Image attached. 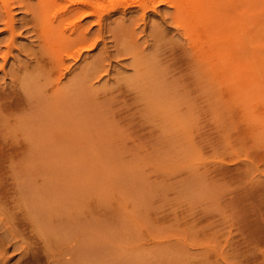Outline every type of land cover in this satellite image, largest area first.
Returning <instances> with one entry per match:
<instances>
[{
    "label": "rangeland",
    "instance_id": "374dc122",
    "mask_svg": "<svg viewBox=\"0 0 264 264\" xmlns=\"http://www.w3.org/2000/svg\"><path fill=\"white\" fill-rule=\"evenodd\" d=\"M12 1L0 264H264V0H109L81 51L42 32V0Z\"/></svg>",
    "mask_w": 264,
    "mask_h": 264
},
{
    "label": "bare ground",
    "instance_id": "6f19581e",
    "mask_svg": "<svg viewBox=\"0 0 264 264\" xmlns=\"http://www.w3.org/2000/svg\"><path fill=\"white\" fill-rule=\"evenodd\" d=\"M1 1V11H0V16H2L3 14H5L6 16V21L4 22L5 24V28L4 30L6 31H10L9 34H10V37H8V39H10V42L9 41H6L8 43V51L6 52V55L4 57V60H7V57L9 56L8 53H13V43L15 41V29H16V24H15V21H14V12L12 11V7L15 3L13 2L12 0H0ZM43 1V4H42V7H43V13L40 14V16L43 18L44 22H46L42 28V32H45L44 34H47V33H51L52 35H54V38L56 39L57 43H60L62 47H66L65 49L67 50H73L76 46L80 47V51L85 49V50H89L91 49L92 47H94L97 43L96 41L93 42L92 44L91 43H85V41H87L85 39L86 37V34L84 33V30L81 29V27L83 28V21L91 16H96L95 20H94V24H96L97 26H99V29H100V26L104 25L103 24V21L104 19L109 16L107 15L106 17H104V15H101L100 11L104 8V9H107V8H113L114 5L117 6L116 4V1H114V3H110L109 1V4L110 5H113L112 7L110 6L109 7V4H105L106 0H42ZM103 2V3H100ZM168 2L169 4H173V6H175L177 8V10L181 13L186 14V12H191L193 15H196V14H205L206 12L204 11L205 10V5H204V1L203 0H136V2L138 3L137 5L133 4L136 6L137 10H141L142 12H144V14L146 13V11L148 9H156V6L157 4H155L156 2ZM203 1V3H202ZM36 2H39L38 0ZM63 2H65L63 4ZM112 2V1H111ZM131 2H135V0L131 1ZM210 2V0H209ZM29 3V2H28ZM42 3V2H41ZM40 3V4H41ZM107 3V2H106ZM168 3H165L166 5ZM35 3H33L34 5ZM37 5H39L38 3H36ZM130 4V3H129ZM159 4V3H158ZM203 4V5H202ZM207 4V3H206ZM210 4V3H209ZM31 4V7L33 6ZM132 3H131V6H133ZM23 6V5H22ZM46 6V7H45ZM120 6V5H119ZM130 6V5H129ZM127 6V7H129ZM130 6V7H131ZM211 7V5H209ZM208 6V7H209ZM213 6V5H212ZM14 7V6H13ZM36 8L37 6H33L32 8ZM54 7L55 10H53L52 12L49 13V9L48 8H51ZM125 7V6H124ZM123 7V8H124ZM126 7V8H127ZM173 7V8H175ZM207 7V6H206ZM209 7V8H210ZM122 8V7H121ZM135 8V7H134ZM29 9V8H28ZM104 9L102 11H104ZM119 9V8H117ZM120 10V9H119ZM128 10V9H126ZM136 10V11H137ZM177 10H174V15H176V12ZM207 10V9H206ZM215 10V9H214ZM213 10V11H214ZM27 11V10H26ZM31 11V10H30ZM34 12V10H32ZM107 11V10H106ZM105 11V12H106ZM114 11V10H113ZM140 11V12H141ZM152 11V10H151ZM156 11V10H155ZM210 11L212 12V9H210ZM216 11V10H215ZM230 11V10H229ZM13 12V13H12ZM28 12V11H27ZM36 12V11H35ZM34 12V13H35ZM139 12V11H138ZM29 13V12H28ZM26 13V14H28ZM149 13V12H147ZM215 13V12H214ZM222 13V12H221ZM244 13V12H243ZM32 14V13H31ZM39 14V13H38ZM107 14H110V13H107ZM143 14V13H142ZM180 14V13H179ZM190 14V13H189ZM209 14V13H208ZM181 15V14H180ZM212 15V14H211ZM217 15V14H216ZM27 16V15H26ZM142 16V15H141ZM145 16V15H144ZM171 16V15H170ZM178 16V14H177ZM202 16V15H200ZM241 16V15H240ZM143 17V16H142ZM186 17V15L184 16ZM206 17V16H205ZM211 16H209L210 18ZM215 17V16H214ZM221 17V16H220ZM242 17V16H241ZM3 18V17H2ZM1 18V19H2ZM35 18V17H34ZM37 18H40L37 16ZM176 18V17H175ZM174 18V19H175ZM200 19L202 17H199ZM208 18V17H207ZM206 18V19H207ZM189 18L185 19V21H188ZM204 16H203V19L201 20H204ZM216 19H218L216 17ZM4 20V18H3ZM36 20V19H35ZM41 20V19H40ZM172 20V19H171ZM220 20V19H218ZM223 20V19H222ZM199 20H197V23H200L198 22ZM190 22V20H189ZM192 22V21H191ZM196 22V21H195ZM222 22V21H221ZM42 23V22H41ZM202 23V22H201ZM206 23V22H205ZM203 23V24H205ZM238 23V22H237ZM194 24V23H192ZM209 24V23H208ZM212 24V23H211ZM240 24V23H239ZM238 24V25H239ZM189 25V24H188ZM187 25V26H188ZM214 25V23H213ZM219 25V24H218ZM42 26V25H41ZM88 26V25H86ZM91 26V23H89V27ZM206 26V24H205ZM208 26H211L210 24ZM215 26V25H214ZM87 27V31H88V28ZM103 27V26H102ZM190 27V26H189ZM213 27V26H211ZM210 27V28H211ZM220 26H218L219 28ZM223 27V25H222ZM91 28V27H90ZM89 28V29H90ZM196 28V27H195ZM214 28V27H213ZM239 28H241L239 26ZM244 28V27H243ZM80 29L83 31L81 32ZM84 29V28H83ZM98 29V30H99ZM212 29V28H211ZM216 29V28H214ZM213 29V30H214ZM220 29V28H219ZM85 30H86V27H85ZM101 30V29H100ZM99 30V31H100ZM210 30V29H208ZM212 30V32H213ZM218 30V29H217ZM221 30V29H220ZM219 30V31H220ZM241 30V29H240ZM243 30V29H242ZM245 30V29H244ZM247 30V29H246ZM90 31V30H89ZM207 31V30H206ZM222 31V30H221ZM220 31V33H221ZM66 32H69L67 35H66ZM101 32V31H100ZM209 32V31H207ZM232 32V31H231ZM89 33V32H88ZM239 32L237 33H230V35L236 37V35H239L238 34ZM223 34V32L221 33V35ZM236 34V35H235ZM40 35V33H39ZM215 35V34H214ZM217 35V34H216ZM215 35V36H216ZM219 35V34H218ZM217 35V37H219ZM44 38L46 35H43ZM42 36V37H43ZM101 36V35H100ZM188 36H190L188 34ZM209 36V35H208ZM212 36V35H211ZM210 36V37H211ZM227 38H228V34L226 35ZM224 36V37H226ZM40 37V36H38ZM48 37V36H46ZM206 37V36H205ZM51 38V37H50ZM49 39V38H48ZM210 39V38H209ZM231 39V37L229 38V40ZM237 39V38H236ZM40 40V39H38ZM218 40V38L216 39V41ZM43 41V40H42ZM16 42V41H15ZM40 42V41H39ZM215 42V41H214ZM227 42H231V41H227ZM10 43V44H9ZM45 43V42H44ZM48 43V42H47ZM123 43V42H122ZM226 43V42H225ZM232 43H233V40H232ZM15 44V43H14ZM53 44H56V43H53ZM59 44V45H60ZM84 44V45H83ZM217 44V43H216ZM231 44V43H230ZM39 45V44H38ZM42 45H43V42H42ZM15 46V45H14ZM48 46V44H47ZM56 46V45H55ZM58 46V45H57ZM125 46V45H124ZM131 46V45H130ZM41 47V46H40ZM54 47V46H53ZM59 47V46H58ZM74 47V48H73ZM16 48V47H15ZM14 48V49H15ZM42 48V47H41ZM46 48V47H45ZM55 48V47H54ZM124 48V47H123ZM128 48V47H126ZM125 48V49H126ZM47 49V48H46ZM56 49V48H55ZM129 49V48H128ZM43 51V50H42ZM57 51V50H56ZM134 52V51H133ZM47 53V51H46ZM125 53V52H124ZM129 53V52H128ZM132 53V52H131ZM49 54V53H48ZM62 58L59 57V60H61ZM3 69V67H2Z\"/></svg>",
    "mask_w": 264,
    "mask_h": 264
}]
</instances>
